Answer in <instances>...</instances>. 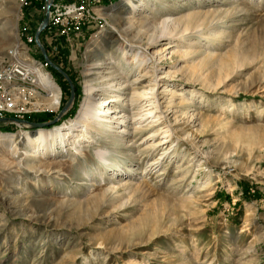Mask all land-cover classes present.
Returning a JSON list of instances; mask_svg holds the SVG:
<instances>
[{"label":"rangeland","instance_id":"obj_1","mask_svg":"<svg viewBox=\"0 0 264 264\" xmlns=\"http://www.w3.org/2000/svg\"><path fill=\"white\" fill-rule=\"evenodd\" d=\"M134 3L131 11L105 0L104 20L76 35L45 28L41 43L74 98L60 116L71 87L48 62L42 72L61 104L48 108L47 87L32 80L34 110L7 116L15 120L0 123V133H31L22 120L57 119L42 129L74 123L86 84L101 80L88 75L90 64L111 57L131 82L145 69L127 68L134 62L121 37L122 46L144 47L163 33L175 52L157 66L175 93L161 99L156 136L146 140L152 130L130 124L123 146L76 127L45 153L0 141V264H264V0ZM43 4L0 0V67L22 33L35 35ZM29 47L46 61L36 42ZM165 125L172 136L153 150ZM105 148L118 166L102 164Z\"/></svg>","mask_w":264,"mask_h":264},{"label":"bare ground","instance_id":"obj_2","mask_svg":"<svg viewBox=\"0 0 264 264\" xmlns=\"http://www.w3.org/2000/svg\"><path fill=\"white\" fill-rule=\"evenodd\" d=\"M123 1L128 4L131 11L136 9L137 5L134 3L135 0ZM172 42L173 41H171L167 35L161 33L158 39L150 43V45L142 47L125 40L122 46L121 37V43L119 45L121 52L123 49L125 54H128L130 61L134 62L133 66L127 65V68L134 67L135 69H140L143 67L145 72L136 76L131 82L125 81L126 79L122 81V65L120 66V63L119 67L116 68V66L113 65L115 61H112L111 57L107 62L102 59H97V61L90 64L88 75L99 76L101 80L98 81L96 85L91 82L86 84L84 99L77 112L74 123L51 129L41 128L34 134L28 131L18 135L14 133H0V141L8 139L14 143L15 146L21 145L22 143H27L29 145L34 144L37 147V151H42L43 153L52 152L54 151L52 147L54 142L58 140L63 142L70 131L73 132L76 127H83L85 128L83 130L84 132H86V130L95 131L99 136H109V140L121 141L124 146L126 143L122 139V133L127 134L128 130L126 127L130 124H138L137 127L133 128L134 131L146 126L141 130L152 131L146 134L145 139L153 138L156 136L158 130H154V127L157 126L161 118L159 115L160 107L162 106L161 99L166 92H170L171 94L175 93L173 88H168L165 85L168 80V73H164L162 69L157 66L160 60L166 58L168 54H173L175 52V45L172 44ZM158 44L163 45V47L152 52L149 51L152 46ZM130 61H127V63ZM42 71H44V68L41 65H33L26 69L24 75L34 80V82L43 83L50 94L48 108H57L61 104L59 87ZM159 85L164 87L160 91L157 88ZM164 111H167L166 106ZM143 122L147 123L142 125ZM122 124L125 125V128H121L117 131V128ZM171 130L169 125H165V129H163L164 139L162 138L163 140H159L158 142L154 141L152 145H150V148L155 150L156 147L167 143L169 139L165 138H170L172 136V132L170 133ZM116 132H118L119 135H113V133ZM92 138L93 137H89L88 141L95 143L96 141ZM163 149H167V147H163ZM25 154L28 153L25 152ZM97 154L104 166L110 167L113 164L115 166L119 165L118 160L115 162L111 161L110 151L106 148L98 150Z\"/></svg>","mask_w":264,"mask_h":264},{"label":"built area","instance_id":"obj_3","mask_svg":"<svg viewBox=\"0 0 264 264\" xmlns=\"http://www.w3.org/2000/svg\"><path fill=\"white\" fill-rule=\"evenodd\" d=\"M105 0H44L42 9L48 14L49 30L60 35H76L90 22H102L104 18L98 10H103ZM112 3L115 0H107ZM28 4L29 0H22ZM34 34L22 33L17 44L7 50L0 67V118L12 113H26L34 110L30 102L31 79L25 76L26 69L33 65L45 68L47 61L35 60L30 52V44L35 42ZM29 85V86H30Z\"/></svg>","mask_w":264,"mask_h":264},{"label":"water","instance_id":"obj_4","mask_svg":"<svg viewBox=\"0 0 264 264\" xmlns=\"http://www.w3.org/2000/svg\"><path fill=\"white\" fill-rule=\"evenodd\" d=\"M48 25H49L48 14H45L41 24L39 25L38 29L35 32V39H36L35 42H36L37 46L39 47V49L41 50L44 59L51 64L52 68H54L55 70H57L58 72L63 74L70 84V87H71L70 98H69L67 104L62 108V110H61V113H62L68 107V105L72 102V100L74 98V87H73L72 81L69 78V76L58 65H56L54 62L50 61V59L47 55L46 49L43 46V44L41 43L40 35H41L42 31L45 28H47ZM11 120H15V119H13L11 117L0 118V123H7V122H10ZM56 121H57L56 118L52 121H49V122H29V121L22 120V122L25 123L26 127L31 128V133H35L38 129L45 128V127L49 126L50 124H52Z\"/></svg>","mask_w":264,"mask_h":264},{"label":"trees","instance_id":"obj_5","mask_svg":"<svg viewBox=\"0 0 264 264\" xmlns=\"http://www.w3.org/2000/svg\"><path fill=\"white\" fill-rule=\"evenodd\" d=\"M0 127H3V126H0Z\"/></svg>","mask_w":264,"mask_h":264}]
</instances>
